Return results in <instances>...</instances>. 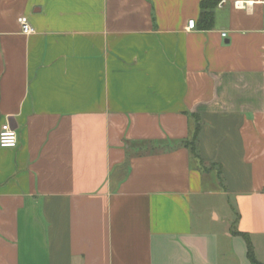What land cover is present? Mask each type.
<instances>
[{
  "label": "crops",
  "instance_id": "0c3cea01",
  "mask_svg": "<svg viewBox=\"0 0 264 264\" xmlns=\"http://www.w3.org/2000/svg\"><path fill=\"white\" fill-rule=\"evenodd\" d=\"M201 1L0 0V264H264V0Z\"/></svg>",
  "mask_w": 264,
  "mask_h": 264
},
{
  "label": "trees",
  "instance_id": "16d2710c",
  "mask_svg": "<svg viewBox=\"0 0 264 264\" xmlns=\"http://www.w3.org/2000/svg\"><path fill=\"white\" fill-rule=\"evenodd\" d=\"M221 0H202L200 2V13L198 18V24L202 30H210L213 28L214 24V10L218 6ZM194 122H195V128L193 131V134L189 140H186L182 142V146L187 148L192 155V157L197 160L199 169L201 171L205 172V169L203 167L204 163L202 162L199 152H198V142L200 138V122L196 115H192ZM212 166H217L216 164H213ZM211 170V169H210ZM208 170V171H210ZM222 173L221 168L218 166V179L222 180ZM246 244H247V257L251 264H259L253 256L252 248L250 245V242L246 235H243Z\"/></svg>",
  "mask_w": 264,
  "mask_h": 264
},
{
  "label": "built area",
  "instance_id": "2783aa9c",
  "mask_svg": "<svg viewBox=\"0 0 264 264\" xmlns=\"http://www.w3.org/2000/svg\"><path fill=\"white\" fill-rule=\"evenodd\" d=\"M257 3L264 4L263 1H258ZM254 2L252 1H235L232 6L236 10L248 11ZM20 26L21 33L23 35H31L34 33L33 27L30 25L29 20L21 16L17 19ZM195 27V22L193 20L188 21L187 30H192ZM225 37V34H222ZM18 144V137L15 129H13L9 123H4L0 126V148L1 149H14Z\"/></svg>",
  "mask_w": 264,
  "mask_h": 264
},
{
  "label": "rangeland",
  "instance_id": "374dc122",
  "mask_svg": "<svg viewBox=\"0 0 264 264\" xmlns=\"http://www.w3.org/2000/svg\"><path fill=\"white\" fill-rule=\"evenodd\" d=\"M203 167H204V169H205L206 172L208 170H210V169H213V170H216L217 169L215 166L207 165V164H204Z\"/></svg>",
  "mask_w": 264,
  "mask_h": 264
}]
</instances>
